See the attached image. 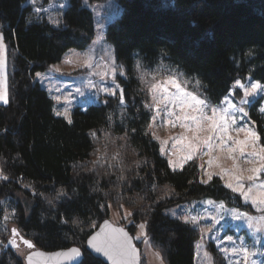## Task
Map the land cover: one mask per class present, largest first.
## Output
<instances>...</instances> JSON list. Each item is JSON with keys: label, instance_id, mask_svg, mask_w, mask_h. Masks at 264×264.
I'll use <instances>...</instances> for the list:
<instances>
[{"label": "trees", "instance_id": "obj_1", "mask_svg": "<svg viewBox=\"0 0 264 264\" xmlns=\"http://www.w3.org/2000/svg\"><path fill=\"white\" fill-rule=\"evenodd\" d=\"M25 1L0 0L9 88L8 104H0V173L7 177L0 178V264H25L32 248L71 245L84 251L79 264H106L85 240L111 210L121 223L130 220L131 233L144 222L166 264H195L198 229L163 209L202 197L242 204L218 176L202 181L195 160L172 169L160 154L147 130L150 110L134 57L146 67L159 60L175 66L212 103L248 72L264 84V0H118L122 11L106 38L125 67L124 104L119 93L102 94L86 109L74 106L71 123L53 113V99L34 73L91 42L92 11L70 0L54 26L32 19ZM261 100L249 113L264 146Z\"/></svg>", "mask_w": 264, "mask_h": 264}, {"label": "rangeland", "instance_id": "obj_2", "mask_svg": "<svg viewBox=\"0 0 264 264\" xmlns=\"http://www.w3.org/2000/svg\"><path fill=\"white\" fill-rule=\"evenodd\" d=\"M70 0H26L25 5L30 8V17L34 20L46 19L54 26L62 22L63 14ZM81 4L92 11L94 17V34L92 40L84 48H68L61 60L50 63L44 70L34 73V79L44 87L53 99V113L63 115L67 111L71 119L74 106L82 109L99 100L100 95L122 94L119 77H125L124 65L118 63L114 53L113 44L106 38V28L117 18L122 5L118 0H81ZM0 36H3L0 30ZM4 67L0 71V86L6 88L9 101L8 88V56L3 40ZM141 88L148 99L150 117L147 130L158 142L159 151L164 156L172 169H181L190 161L185 157L189 154L190 144L197 145V151L191 160H195L200 171L202 181L208 182V174L218 176L222 184L234 186L243 183L245 191L252 188V196H260L264 189L258 186L264 184V153L260 149L264 146L259 141V136L254 120L250 117L249 106L258 96L262 97L258 107L264 108V92L258 91L254 96L247 97V103L241 104L245 99V89H250L253 83L260 81L252 78L248 72L243 78H238L244 87H238L236 81L232 88L218 103H212L202 94L196 79L187 77L181 70L162 60L150 67L142 64L138 56L133 63ZM116 85H119L117 88ZM178 86V87H177ZM105 89H110L113 94ZM239 94H236V92ZM191 93L197 99L204 100L207 107L198 106L187 95ZM59 98V99H58ZM0 104H3L0 102ZM124 104L123 99L121 105ZM203 107L201 113L198 109ZM243 108L244 112L235 111ZM213 109H216V124L222 123L219 117L227 109L229 118H234L236 123L229 126L226 133L219 127L213 128ZM196 117V119H192ZM237 129H244L237 131ZM255 132V138L247 135L246 130ZM223 137V139H221ZM208 143L205 144L204 141ZM235 141H243L236 144ZM210 145V146H209ZM243 148V153L240 148ZM163 149V151H161ZM232 150V151H230ZM255 153V154H254ZM171 162V163H170ZM261 168L254 181H249L248 176L253 175L249 169ZM236 176L242 179L237 181ZM240 198L241 206L228 203L224 200L202 197L183 201L166 206L163 211L172 218H178L190 223L199 231L195 241V264H248L244 259L243 251L233 252V249L247 248L256 253L251 260L256 264H264V205H254L245 200L239 192H233ZM211 202V203H209ZM223 205V207H221ZM233 211L244 213L252 217L251 222L245 217L235 219ZM120 215L114 210L109 214V220L116 224L121 223ZM139 222L132 232L138 242L141 252L142 264H166L162 253L155 249L146 235V230L139 228ZM251 224V226H250ZM139 237V238H137ZM228 237H232L231 240Z\"/></svg>", "mask_w": 264, "mask_h": 264}, {"label": "snow or ice", "instance_id": "obj_3", "mask_svg": "<svg viewBox=\"0 0 264 264\" xmlns=\"http://www.w3.org/2000/svg\"><path fill=\"white\" fill-rule=\"evenodd\" d=\"M3 39H4L3 36H0V71H2L3 67H4ZM236 85L238 87H244L239 80L236 81ZM116 87L118 88L119 85H116ZM105 90L109 91L110 94H113L110 89H105ZM258 91L264 92V86L260 85L259 83H253L251 85L250 89H245V91H244L245 99L241 100V104L247 103L248 101L246 98L249 96H254ZM187 95L191 96V99L195 102L196 105L203 106V107L208 106L205 104L204 100L197 99V97L193 96L191 93H188ZM122 99H123V94H121V100ZM0 102H2L3 104H8V102H9L6 88H4L3 86H0ZM203 107H200L198 109L201 113L203 112ZM235 111H238L240 113H243L244 115H247V113L244 112L243 108H236ZM260 111H261V113H264V108H261ZM216 112H217V110L213 109V117L211 118L213 121V128L215 129L216 127H219V129L222 132L226 133L228 131L229 126L234 125L236 123V121L234 118H229L230 114L228 113V110L225 109V110H223L222 114L219 117V119H220V121H222V123L217 125L216 124ZM57 115H61V113L58 112ZM63 115H65V117L68 119V122L71 123V119H70V117H68L67 111H65V113H63ZM192 119L195 120L196 117H192ZM241 130H244V129H237V131H241ZM246 132H247V135L255 138V132L254 131H252L251 129H247ZM221 139H223V137H221ZM204 143L207 144L208 141L205 140ZM235 143L240 145V144H243L244 142L243 141H235ZM189 148H190V151H189V154L185 157L186 160H191L193 158V155L197 151V145L190 144ZM161 151H163V149H161ZM230 151H232V150H230ZM240 152L243 153L242 147L240 148ZM260 152L264 153V149H260ZM261 159L264 160V156H261ZM262 167H264V166H262ZM261 170H262L261 168L249 169V171L252 172L253 175L248 176L247 179L249 181H254L257 178L256 174L259 173ZM0 178L7 179V177L3 176L2 173H0ZM211 179H212V174L209 173L208 174V180H211ZM235 179L237 181H240L242 179V177L236 176ZM204 182H206V181H204ZM227 187L230 188L233 192H239L241 195L244 196L246 201L251 199V201L254 205H264V192H261L259 197L252 196L251 193H252L253 189L250 187V188H248L247 191H245V186L243 183H237L235 186L232 183H228ZM258 187L260 189H264V184H260ZM209 203H211V202H209ZM221 207H223V205H221ZM262 210H264V209H262ZM233 215H234L235 219H242V218L246 217V214L236 213L235 211H233ZM246 218L249 220V222H251V220L253 219L250 216H247ZM250 226H251V224H250ZM145 227H146L145 224L139 225L141 233H143V230L145 229ZM114 231H116V230H114ZM118 231L123 233V229H119ZM13 232L16 235L19 234L18 232H16V230H13ZM124 236H125L124 240L116 242L114 237H105L103 239H100L99 234H98V236H93L91 239L88 240V246L90 248H92L95 253H100L103 256L107 257L109 260L112 261V264H123L122 258L126 257L129 254L130 250L134 252V249H132V246L130 244V239L127 238V234L124 233ZM137 238H139V237H137ZM228 239L231 240L232 237H228ZM23 242L28 248L33 247V244L30 241L24 240ZM10 243L12 244L13 247H18L14 241H10ZM232 251L233 252L243 251L245 261L248 262V264H256L255 261L251 260V257L253 255H255L256 253L250 252L247 248H243L240 250L233 249ZM71 254H72L73 258L81 257V251L78 248L71 249ZM261 255H264V253H261ZM27 260H28V264H32V256H28ZM161 264H162V262H161Z\"/></svg>", "mask_w": 264, "mask_h": 264}, {"label": "water", "instance_id": "obj_4", "mask_svg": "<svg viewBox=\"0 0 264 264\" xmlns=\"http://www.w3.org/2000/svg\"><path fill=\"white\" fill-rule=\"evenodd\" d=\"M119 229H123V233L119 232ZM116 230V231H114ZM124 233L127 234V238L130 239V244L133 251H129L126 257L122 258L123 264H141V252L139 245L133 237V234L123 225L111 222L109 219L103 220L86 238L85 249L92 254L95 258L102 260L106 264H112V261L100 253H95L92 248L88 246V240L93 236H98L103 239L105 237H114L116 242L125 239ZM78 248L81 251V257L73 258L71 249ZM32 256V264H79L83 257L84 251L77 245H71L65 248L56 250H44L41 248H32L24 255L25 264H28L27 257Z\"/></svg>", "mask_w": 264, "mask_h": 264}]
</instances>
